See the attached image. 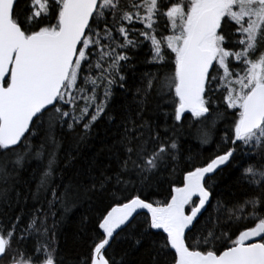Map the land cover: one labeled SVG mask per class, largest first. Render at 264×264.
Instances as JSON below:
<instances>
[{"label":"snow or ice","instance_id":"obj_1","mask_svg":"<svg viewBox=\"0 0 264 264\" xmlns=\"http://www.w3.org/2000/svg\"><path fill=\"white\" fill-rule=\"evenodd\" d=\"M0 264H264V0H0Z\"/></svg>","mask_w":264,"mask_h":264},{"label":"trees","instance_id":"obj_2","mask_svg":"<svg viewBox=\"0 0 264 264\" xmlns=\"http://www.w3.org/2000/svg\"><path fill=\"white\" fill-rule=\"evenodd\" d=\"M99 136L102 138L104 136V132L100 131ZM100 147V140H96L94 142V146H90L89 148L85 149V155L90 156L93 154L95 149ZM210 149L212 146H208ZM209 152H205L204 155H208ZM81 212L83 209L80 210ZM78 217L79 212L69 218L68 223L65 225L64 228V236L61 240L62 246L65 249V252L68 254L69 257L74 256L79 250V240L77 237V228H78ZM138 258L146 259L143 254H138Z\"/></svg>","mask_w":264,"mask_h":264}]
</instances>
